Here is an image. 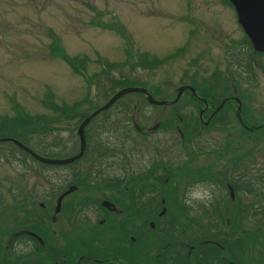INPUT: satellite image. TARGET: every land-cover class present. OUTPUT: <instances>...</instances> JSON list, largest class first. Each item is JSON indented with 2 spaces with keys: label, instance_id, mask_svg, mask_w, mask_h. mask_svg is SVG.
<instances>
[{
  "label": "rangeland",
  "instance_id": "obj_1",
  "mask_svg": "<svg viewBox=\"0 0 264 264\" xmlns=\"http://www.w3.org/2000/svg\"><path fill=\"white\" fill-rule=\"evenodd\" d=\"M229 4L226 0H0V122L5 117L47 118L41 127L29 131L30 135L20 136L36 152L54 157L59 137L62 144L79 147L76 115L104 103L114 85L144 86L157 99H172L178 87L196 80L217 93L219 81L232 74L234 54L221 43H227V34L241 38ZM64 54L83 61L82 74L61 58ZM168 55L172 56L157 66L134 64ZM105 62L113 64L112 68ZM257 80L261 81L260 74ZM254 100L258 110L262 99ZM77 102V110L67 112L71 116L66 118L50 108V103L71 108ZM195 104L184 95L164 108L150 104L142 94L128 93L88 125L89 144L116 143L120 135L124 147H138L142 155L166 150L167 155L160 159L173 168L187 162L186 170L173 173V195L191 198L202 191L198 185L216 186L210 206L199 203L200 208L189 211V235L227 240L223 233H232L239 242L238 264H264V133L246 139L231 123L196 124ZM177 111L188 118L185 141L175 129L181 124L175 119ZM132 115L139 125L166 121L173 127L165 131V126H158L143 140L133 129ZM102 118L107 124L99 127ZM257 132L262 131L253 134ZM215 161L217 167L223 163L221 167L232 172L225 179L201 177L217 168ZM53 175V166L21 153L10 142H1L0 228L11 227L12 214L22 217L21 211L12 207L10 196L15 203L28 196L32 214L38 184ZM228 178L233 191L225 183ZM186 217L173 215L178 224L185 223ZM161 240L164 238L160 244ZM155 247L152 242L146 249ZM4 253L0 245V255ZM223 256L228 257L223 254L220 264L227 261Z\"/></svg>",
  "mask_w": 264,
  "mask_h": 264
},
{
  "label": "flooded vegetation",
  "instance_id": "obj_2",
  "mask_svg": "<svg viewBox=\"0 0 264 264\" xmlns=\"http://www.w3.org/2000/svg\"><path fill=\"white\" fill-rule=\"evenodd\" d=\"M230 7L241 33L238 39L227 34V43H221L234 53L229 70L232 74L219 81L217 96L196 98L186 90L184 94L202 110V123L213 116V111L207 116L205 110L220 106L226 109V124L231 123L238 135L250 139L264 133V52L253 47L234 7ZM259 74L261 81L257 80ZM255 84L263 88L254 89ZM259 98L262 102L257 110L254 99ZM66 116L71 114L60 118ZM131 121L143 140L149 138L148 131L156 130L153 125H134L133 116ZM101 124L104 127L107 123ZM156 124L165 126V131L172 128L171 122ZM88 125L86 146L79 158L68 161L80 150L78 135V148L70 142L62 144L60 137L55 143L54 157L67 162L54 164L53 177L38 184L33 198L36 211L30 213L28 196H21L19 203L10 196L12 207L18 208L22 217L17 219L12 214L11 227L0 228V245L5 249L0 264H220L223 254L228 255L223 256L225 264H238L235 255L239 242L232 233H223L227 240L214 235H189V211L201 204L192 200L197 207H189L184 202L188 195H173L172 179L177 168L160 159L167 155L166 150L159 148L153 155H142L138 147H124L119 142L120 135L116 143L91 145ZM255 131L262 132L253 134ZM217 164L215 161L216 167ZM222 165L201 177L225 179L232 169L224 170ZM179 166L182 170L189 167L187 162ZM225 183L234 190L229 178ZM174 214L186 215L185 223H176ZM152 242L156 247L146 249Z\"/></svg>",
  "mask_w": 264,
  "mask_h": 264
},
{
  "label": "water",
  "instance_id": "obj_3",
  "mask_svg": "<svg viewBox=\"0 0 264 264\" xmlns=\"http://www.w3.org/2000/svg\"><path fill=\"white\" fill-rule=\"evenodd\" d=\"M233 5L236 8L238 20L240 24L243 26V29L245 33L249 36L254 48L259 51L264 52V0H230ZM185 89H189L194 95H196V90L193 86L190 85H182L177 88V94L176 97L169 101V103H175L178 101L180 96L182 95L183 91ZM132 92H140L145 94L146 99L151 104H166L167 101L165 100H159L154 98L150 92L144 87L139 86H126L119 90H117L115 93H113L110 98L99 108L95 109L92 113H90L79 125L77 129V134L80 137V151L78 154L73 156L72 158L68 159V161H72L74 159H77L80 157L84 151L85 148V135H84V128L87 125V123L90 121L92 117H94L96 114H98L101 111H104L108 109L116 100H118L120 97H122L125 94L132 93ZM205 101L204 99H202ZM220 106L217 107L219 109ZM200 115L202 114V110L199 112ZM237 116L240 117V113H237ZM206 121L205 123H207ZM157 127V124L153 126V129ZM1 140H8L12 141L15 145H17L22 150L29 153L34 159L37 161L46 163V164H57V163H63L67 162V160H58L54 158H48L45 156L40 155L33 149L29 148L28 146L24 145L19 140L13 138V137H3L0 138Z\"/></svg>",
  "mask_w": 264,
  "mask_h": 264
},
{
  "label": "trees",
  "instance_id": "obj_4",
  "mask_svg": "<svg viewBox=\"0 0 264 264\" xmlns=\"http://www.w3.org/2000/svg\"><path fill=\"white\" fill-rule=\"evenodd\" d=\"M172 55H168L166 56L165 58L163 59H150V60H146V59H143V60H140V61H136L134 62V64H138V65H142V66H149V67H152V66H157L159 65L160 63L164 62L165 60H168L169 57H171ZM63 60L72 68L74 69L75 71H77L78 73L81 72L82 74V71H84V64H83V61L80 60L77 56H69V55H62ZM167 58V59H166ZM106 66L108 68H112L113 64H108L106 63ZM115 65V64H114ZM106 71H108L107 68H105ZM102 71H104V69H102ZM90 82V80L88 81ZM118 82H122V81H118ZM198 91V93L203 97L205 98H208V97H213V96H217L218 94L215 92V90H211L207 87H205L204 85H200V83H198V81L194 80L192 81L191 83ZM123 86H127V84L123 83L120 84V85H114L112 87V90L110 93L108 94H113L117 88H120V87H123ZM214 88V87H213ZM48 101H50L51 99L48 98L47 99ZM118 102V101H117ZM218 102H214V105H216ZM50 108L52 109V111L54 113H57L58 115L62 116L63 114H66L67 112H72L74 113L77 108H78V105L80 104V102H77L73 107L71 108H63L62 106L58 105V104H55V103H50ZM99 105H96V106H93L92 110L93 109H96L97 107H99ZM110 109V108H109ZM109 109L103 111L102 113H107L109 111ZM214 107H211V108H208L207 110H205V115L207 113V116L209 115V113L211 111H214ZM91 110V111H92ZM225 110L226 109H219L218 111H216L211 120H210V124H215V123H219L221 125H225L226 124V114L225 113ZM90 113V112H89ZM176 113L179 114L180 118H181V121H179L181 124H180V128H181V131H182V134L184 137L185 136V132L187 130V124H188V118H186V115L183 114L181 111H177ZM88 113L86 114H82V115H76V120L77 122L79 123L82 119H84V117L87 115ZM47 120V118H40V117H32V116H20V117H17L15 119H9L8 117H5V118H2V121L0 122V137H9V136H13L17 139H19L21 142H23L25 145L27 146H30L28 140L25 138V137H21L20 134H24L26 136L30 135L28 132L33 130V129H37L39 127H41L43 125V123H45ZM179 120V119H178ZM198 118H195V123L196 124H199L198 122ZM98 126H102L101 125H98ZM15 146V145H14ZM16 147V146H15ZM47 152V151H45ZM21 153L31 157L27 152L21 150ZM47 153H50V152H47ZM42 155H45L47 156L45 153L42 154ZM175 168L177 169H180V166H176ZM250 191V189H248ZM238 240V239H237ZM238 242V241H237Z\"/></svg>",
  "mask_w": 264,
  "mask_h": 264
},
{
  "label": "clouds",
  "instance_id": "obj_5",
  "mask_svg": "<svg viewBox=\"0 0 264 264\" xmlns=\"http://www.w3.org/2000/svg\"><path fill=\"white\" fill-rule=\"evenodd\" d=\"M202 189L201 192H198L194 194L191 198L185 199V204L188 205L189 207H197V205L192 204V200L195 199L198 201V203L204 204V206H210L211 203L213 202L214 199V192L216 186L212 183H206V184H201L198 185Z\"/></svg>",
  "mask_w": 264,
  "mask_h": 264
},
{
  "label": "bare ground",
  "instance_id": "obj_6",
  "mask_svg": "<svg viewBox=\"0 0 264 264\" xmlns=\"http://www.w3.org/2000/svg\"><path fill=\"white\" fill-rule=\"evenodd\" d=\"M226 1H228V3H230V5L232 6V7H234V9H235V11H236V8H235V6L233 5V3L230 1V0H226ZM236 14H237V11H236ZM237 17H238V15H237ZM239 21V20H238ZM240 23V22H239ZM242 26V25H241ZM243 27V26H242ZM244 30V29H243ZM245 32V31H244ZM247 35V34H246ZM248 36V35H247ZM249 37V36H248ZM250 39V38H249ZM195 90H196V95H194L190 90H188L189 91V93L191 94V95H193V96H195L196 98H200V97H202L199 93H198V91H197V89L195 88ZM187 95V94H186ZM204 99V98H203ZM205 100V99H204ZM216 111H218V109L216 108L214 111H213V113L212 114H214ZM133 116V115H132Z\"/></svg>",
  "mask_w": 264,
  "mask_h": 264
}]
</instances>
